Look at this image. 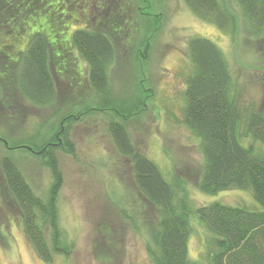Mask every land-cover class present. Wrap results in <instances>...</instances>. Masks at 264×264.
I'll list each match as a JSON object with an SVG mask.
<instances>
[{"label":"trees","instance_id":"16d2710c","mask_svg":"<svg viewBox=\"0 0 264 264\" xmlns=\"http://www.w3.org/2000/svg\"><path fill=\"white\" fill-rule=\"evenodd\" d=\"M4 1L8 7H13L10 0ZM64 1L48 0L44 4L45 0H19L17 9H13L30 14L32 30L42 24L48 26L47 31L31 32L33 35L21 54L17 73L21 95L43 109L55 102L57 90L61 89L50 70L49 50L55 44L45 40L43 33L55 42L61 35L56 30L61 23H66L67 17L81 21L71 32L69 43L74 51L67 52V56L81 60L86 67L85 81L92 92V99L86 104L95 102L96 107L87 111L112 117L106 124V133L114 150L113 162L124 165V172L142 199L136 205H148L150 211L155 212L148 230L146 220L143 224L148 236L146 251L152 263L202 264L188 255L190 216L194 214L211 235L208 244L214 250L208 252V264H264V151L254 147L264 144V113L251 108L243 114L239 109L235 80L225 54L206 38L192 37L187 42L191 70L185 80L183 115L185 125L199 139L202 154L197 188L207 195L249 190L261 211L218 202L193 208L185 181L179 177L166 181L157 165L132 142L126 123L142 112L146 101L153 97L152 84L146 85L143 72L150 62L153 47L150 19L159 21L160 15L143 14L148 27L145 26L140 35L142 10L139 3L142 0ZM182 1L196 18L215 26L231 43L238 32L242 37L258 40L264 37V0ZM55 9L63 14L57 17ZM12 25L11 20L0 25L11 39L24 30L21 25L18 28ZM19 28L22 29L19 31ZM118 59L129 68L127 80L132 85L131 97H125L122 88L115 91L112 73ZM86 104H82V108H86ZM77 119L70 115L64 117L61 121L67 123L60 124L41 146L36 144L39 131L15 140L0 132V140L8 144L9 150L33 149V157H38L49 168L51 182L44 196L39 197L15 160L8 155L0 158V179L17 208L27 239L45 263L53 256L68 258L72 248L60 227L58 199L63 179L54 151L73 155L74 144L69 139V131L71 122ZM116 170L123 171L119 166ZM119 204L121 202L114 207L121 217L135 223L132 213Z\"/></svg>","mask_w":264,"mask_h":264},{"label":"rangeland","instance_id":"374dc122","mask_svg":"<svg viewBox=\"0 0 264 264\" xmlns=\"http://www.w3.org/2000/svg\"><path fill=\"white\" fill-rule=\"evenodd\" d=\"M70 1L65 0L64 3ZM10 2L13 7L0 0V25L4 26L11 20L13 27L21 25L24 30L19 28L20 33L11 39L9 33H3L5 27L0 28V132L15 140L39 131L36 144L41 146L40 143L50 138L60 124L67 123L61 121L64 117L70 115L78 119L71 122L69 131V139L74 144L73 155L53 150L63 179L58 211L60 227L67 243L72 246L68 258L53 256L49 263H45L36 254L1 178L0 264H153L146 251L148 236L143 224L146 220L147 227L155 212L150 211L148 205H136L142 199L124 172V165L113 162L114 150L106 133V124L112 117L87 111V108L96 107L95 102L86 104L92 99V92L85 81L86 67L81 60L68 59L67 56V52L74 51L69 43L71 32L81 21L67 17L66 23H61L56 30L61 35L55 42L43 33L45 40L55 44L49 50L50 70L61 84L55 102L43 109L32 105L21 95L17 73L21 54L33 35L31 32L47 31L48 26L42 24L32 30L30 14L13 10L17 9L15 6L19 0ZM46 2L48 0L44 4ZM139 7L142 10L140 35L145 26L148 27L143 14H159L160 18L159 21H154L153 17L150 19L153 47L150 62L143 72L146 85L152 84L153 97L146 101L142 112L126 123L132 142L157 165L166 181L171 182L175 177L185 181L193 208L218 202L261 211L249 190H227L215 195L198 190L202 154L199 139L184 123L183 112L185 80L191 70L187 42L192 37H202L216 44L227 57L241 112L246 114L253 108L255 112L264 113V37L259 40L242 37L238 32L234 43H231L215 26L196 18L182 0H155V3L142 0ZM54 12L57 17L63 14L59 9ZM117 62L112 73L115 91L122 88L124 96L131 97L132 85L127 80L129 68L123 61L118 59ZM82 104H86V108H82ZM7 145L0 140V158L2 155L12 157L34 193L44 196L51 182L49 168L38 157H33V149L9 150ZM254 147L264 151V144ZM117 166L123 171L116 170ZM115 202H121L119 206L132 213L135 223L121 217L114 207ZM190 223L189 258L208 264V252L214 250L208 244L211 235L194 214L190 216Z\"/></svg>","mask_w":264,"mask_h":264}]
</instances>
